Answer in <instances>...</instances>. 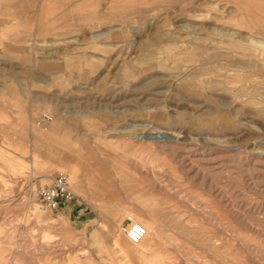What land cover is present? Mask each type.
<instances>
[{"label": "rangeland", "instance_id": "1", "mask_svg": "<svg viewBox=\"0 0 264 264\" xmlns=\"http://www.w3.org/2000/svg\"><path fill=\"white\" fill-rule=\"evenodd\" d=\"M0 264H264V0H0Z\"/></svg>", "mask_w": 264, "mask_h": 264}, {"label": "built area", "instance_id": "2", "mask_svg": "<svg viewBox=\"0 0 264 264\" xmlns=\"http://www.w3.org/2000/svg\"><path fill=\"white\" fill-rule=\"evenodd\" d=\"M38 196L46 208L55 211L65 208L75 199L68 176L63 172L56 174L50 184L40 188ZM123 231L131 242L138 243L144 238L146 227L140 221L129 216Z\"/></svg>", "mask_w": 264, "mask_h": 264}, {"label": "bare ground", "instance_id": "3", "mask_svg": "<svg viewBox=\"0 0 264 264\" xmlns=\"http://www.w3.org/2000/svg\"><path fill=\"white\" fill-rule=\"evenodd\" d=\"M143 136V135H142ZM150 137H154V138H157V139H161V140H167V139H173L172 135H170L168 132H165V131H159V133L157 134H154V135H151ZM129 217V216H128ZM132 217V216H131ZM133 218V217H132ZM134 219V218H133ZM136 220V219H134ZM124 230V229H123ZM146 233H147V230H146ZM146 236V234H145ZM144 236V237H145ZM143 240V239H142Z\"/></svg>", "mask_w": 264, "mask_h": 264}, {"label": "crops", "instance_id": "4", "mask_svg": "<svg viewBox=\"0 0 264 264\" xmlns=\"http://www.w3.org/2000/svg\"><path fill=\"white\" fill-rule=\"evenodd\" d=\"M4 80H6V81H8V79H6V78H3ZM9 85H10V83H9Z\"/></svg>", "mask_w": 264, "mask_h": 264}]
</instances>
